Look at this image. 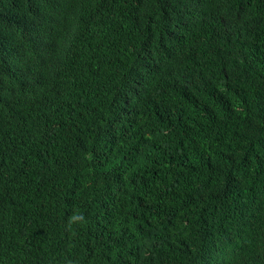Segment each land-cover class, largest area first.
<instances>
[{"label": "trees", "instance_id": "obj_1", "mask_svg": "<svg viewBox=\"0 0 264 264\" xmlns=\"http://www.w3.org/2000/svg\"><path fill=\"white\" fill-rule=\"evenodd\" d=\"M0 264H264V0H0Z\"/></svg>", "mask_w": 264, "mask_h": 264}]
</instances>
